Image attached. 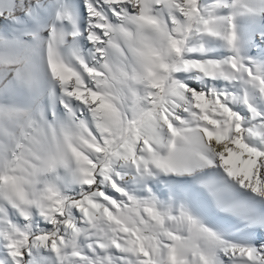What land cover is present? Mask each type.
Segmentation results:
<instances>
[{
    "label": "snow or ice",
    "instance_id": "snow-or-ice-1",
    "mask_svg": "<svg viewBox=\"0 0 264 264\" xmlns=\"http://www.w3.org/2000/svg\"><path fill=\"white\" fill-rule=\"evenodd\" d=\"M0 264H264V0H0Z\"/></svg>",
    "mask_w": 264,
    "mask_h": 264
}]
</instances>
